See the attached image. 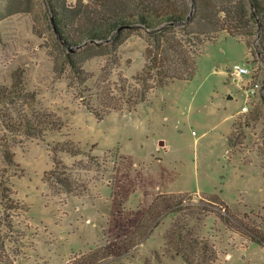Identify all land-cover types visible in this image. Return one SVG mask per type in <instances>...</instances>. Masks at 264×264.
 Masks as SVG:
<instances>
[{"label": "rangeland", "instance_id": "374dc122", "mask_svg": "<svg viewBox=\"0 0 264 264\" xmlns=\"http://www.w3.org/2000/svg\"><path fill=\"white\" fill-rule=\"evenodd\" d=\"M0 7L19 10L0 19V85L9 86L12 73L21 70L27 89L36 94L32 106L55 112L63 124L43 140L11 145L15 166H7L0 147V176L8 178L20 206L11 213L14 232L5 240L13 264H66L87 256L129 234L160 194H179L176 208L182 210L161 216L123 256L98 264H186L167 245L175 225L213 247L212 264H264V245L251 241L245 229L264 233V115L248 120L242 144L227 143L234 128L261 106L260 94L247 99L244 92L253 83L264 84V63L250 51L254 41L249 50L245 38L220 32L204 44L192 80L155 89L134 109L98 121L68 85L67 73L53 70L45 0H0ZM144 49L138 31L125 32L108 76L116 95L122 94L120 75L132 81L141 71ZM105 63V56H95L83 64L92 74L84 84L86 96L96 92ZM237 63L247 64L250 74L235 80L230 68ZM92 104L101 109L95 97ZM64 140L80 150L57 154L75 182L71 194L45 180L53 168L51 146Z\"/></svg>", "mask_w": 264, "mask_h": 264}, {"label": "trees", "instance_id": "16d2710c", "mask_svg": "<svg viewBox=\"0 0 264 264\" xmlns=\"http://www.w3.org/2000/svg\"><path fill=\"white\" fill-rule=\"evenodd\" d=\"M45 3L55 47L51 52L53 70L57 75L67 73L68 85L77 89L78 97L98 121L110 112L134 109L155 89L192 80L204 44L216 39L220 32L245 38L249 50L251 40L254 41V51H250L264 63V0H45ZM18 11L0 7V19ZM127 31H138L142 35L144 65L132 81L119 76L118 90L122 94L118 96L108 76L119 61L118 46ZM95 56H105L106 63L100 70L96 92L86 96L84 84L92 74L83 64ZM11 79L9 86L0 85V147L9 167L17 165L11 145L31 138L43 140L47 133L59 131L63 125L55 112L43 106H32L36 94L27 89L21 70H15ZM94 97L99 100L100 110L92 104ZM260 105L227 138L230 148L243 143V129L249 126L248 120L255 121L264 115V84ZM51 152L53 168L45 173L46 182L57 192L74 193L75 182L57 154L78 155L79 148L73 141L64 140L51 146ZM8 183L7 177L0 176V264H13L5 240L14 232L11 213L20 209L11 197ZM179 196H156L140 222L130 227L129 234L66 264L106 263L123 256L150 234L161 216L182 210L176 208L181 202L177 200ZM245 229L251 241L264 245L263 232L257 228ZM167 239V245L186 264H212L214 261L213 247L184 225H175Z\"/></svg>", "mask_w": 264, "mask_h": 264}, {"label": "built area", "instance_id": "2783aa9c", "mask_svg": "<svg viewBox=\"0 0 264 264\" xmlns=\"http://www.w3.org/2000/svg\"><path fill=\"white\" fill-rule=\"evenodd\" d=\"M230 73L232 74V76L234 77L235 80H237L238 78H243L245 76H248L250 74V70L247 66V64H234L231 68H230ZM244 92L246 94L247 99L249 97L255 96L256 94H260L261 92V85L259 83H253L249 86H247L244 89ZM241 113H247L248 112V105L247 103H244L243 106L240 109Z\"/></svg>", "mask_w": 264, "mask_h": 264}, {"label": "water", "instance_id": "95a60500", "mask_svg": "<svg viewBox=\"0 0 264 264\" xmlns=\"http://www.w3.org/2000/svg\"><path fill=\"white\" fill-rule=\"evenodd\" d=\"M227 98H228V99H231L232 96H231V95H228ZM161 144H163V142H161Z\"/></svg>", "mask_w": 264, "mask_h": 264}]
</instances>
